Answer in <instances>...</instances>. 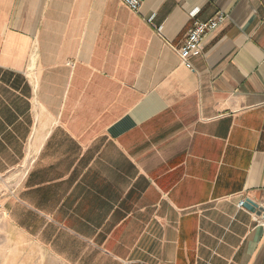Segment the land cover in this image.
I'll return each instance as SVG.
<instances>
[{
    "label": "crops",
    "instance_id": "crops-1",
    "mask_svg": "<svg viewBox=\"0 0 264 264\" xmlns=\"http://www.w3.org/2000/svg\"><path fill=\"white\" fill-rule=\"evenodd\" d=\"M2 158L38 264H264V0H0Z\"/></svg>",
    "mask_w": 264,
    "mask_h": 264
},
{
    "label": "rangeland",
    "instance_id": "rangeland-1",
    "mask_svg": "<svg viewBox=\"0 0 264 264\" xmlns=\"http://www.w3.org/2000/svg\"><path fill=\"white\" fill-rule=\"evenodd\" d=\"M7 164L8 159H0V264H38L36 256L29 254V251L24 253L26 249L21 243H16L11 236L12 231L8 228L4 204L17 190L24 168L16 166L13 171L6 172Z\"/></svg>",
    "mask_w": 264,
    "mask_h": 264
},
{
    "label": "built area",
    "instance_id": "built-area-1",
    "mask_svg": "<svg viewBox=\"0 0 264 264\" xmlns=\"http://www.w3.org/2000/svg\"><path fill=\"white\" fill-rule=\"evenodd\" d=\"M127 7L134 12H139L142 7V0H121ZM227 14L224 12L217 13L208 21L196 20L190 30L184 44L177 50L182 64L189 68H193L192 59L198 56L202 50V44L205 38L215 31L221 24L227 20ZM248 199L243 198L238 202L239 208H245ZM259 223L264 225V209L259 215Z\"/></svg>",
    "mask_w": 264,
    "mask_h": 264
},
{
    "label": "water",
    "instance_id": "water-1",
    "mask_svg": "<svg viewBox=\"0 0 264 264\" xmlns=\"http://www.w3.org/2000/svg\"><path fill=\"white\" fill-rule=\"evenodd\" d=\"M245 208H247L251 211H254V212H258V213H260L262 211V209L257 204H255L254 202H252L250 200L247 201Z\"/></svg>",
    "mask_w": 264,
    "mask_h": 264
}]
</instances>
